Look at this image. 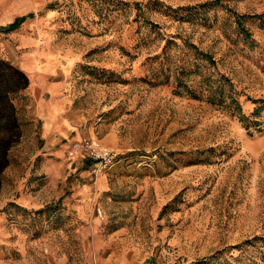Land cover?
<instances>
[{
  "label": "rangeland",
  "instance_id": "374dc122",
  "mask_svg": "<svg viewBox=\"0 0 264 264\" xmlns=\"http://www.w3.org/2000/svg\"><path fill=\"white\" fill-rule=\"evenodd\" d=\"M0 264H264V0H0Z\"/></svg>",
  "mask_w": 264,
  "mask_h": 264
},
{
  "label": "built area",
  "instance_id": "2783aa9c",
  "mask_svg": "<svg viewBox=\"0 0 264 264\" xmlns=\"http://www.w3.org/2000/svg\"><path fill=\"white\" fill-rule=\"evenodd\" d=\"M74 149H79L91 162V173L99 174L111 166L116 160V154L107 148L101 147L97 142L90 139H82L74 144Z\"/></svg>",
  "mask_w": 264,
  "mask_h": 264
},
{
  "label": "trees",
  "instance_id": "16d2710c",
  "mask_svg": "<svg viewBox=\"0 0 264 264\" xmlns=\"http://www.w3.org/2000/svg\"><path fill=\"white\" fill-rule=\"evenodd\" d=\"M15 25H16V23H15ZM11 27H14V24H12V26Z\"/></svg>",
  "mask_w": 264,
  "mask_h": 264
}]
</instances>
